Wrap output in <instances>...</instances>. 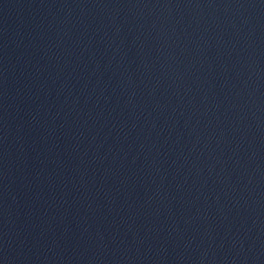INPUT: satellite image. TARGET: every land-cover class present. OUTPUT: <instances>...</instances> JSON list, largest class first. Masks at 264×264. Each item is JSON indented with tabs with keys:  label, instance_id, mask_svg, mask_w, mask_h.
I'll return each mask as SVG.
<instances>
[{
	"label": "water",
	"instance_id": "1",
	"mask_svg": "<svg viewBox=\"0 0 264 264\" xmlns=\"http://www.w3.org/2000/svg\"><path fill=\"white\" fill-rule=\"evenodd\" d=\"M0 264H264V0H0Z\"/></svg>",
	"mask_w": 264,
	"mask_h": 264
}]
</instances>
